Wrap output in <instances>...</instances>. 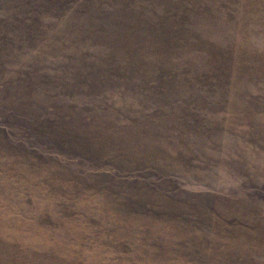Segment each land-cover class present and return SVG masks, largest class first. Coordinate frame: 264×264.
<instances>
[{"label": "rangeland", "instance_id": "1", "mask_svg": "<svg viewBox=\"0 0 264 264\" xmlns=\"http://www.w3.org/2000/svg\"><path fill=\"white\" fill-rule=\"evenodd\" d=\"M0 5V264H264V0Z\"/></svg>", "mask_w": 264, "mask_h": 264}, {"label": "trees", "instance_id": "2", "mask_svg": "<svg viewBox=\"0 0 264 264\" xmlns=\"http://www.w3.org/2000/svg\"><path fill=\"white\" fill-rule=\"evenodd\" d=\"M18 0H0V5H5V6H13L17 3ZM39 1L42 0H19L20 5L22 6H26L29 5L30 3L37 5L38 7H42V2L40 4H38ZM45 3H47V1L50 2V0H43Z\"/></svg>", "mask_w": 264, "mask_h": 264}]
</instances>
